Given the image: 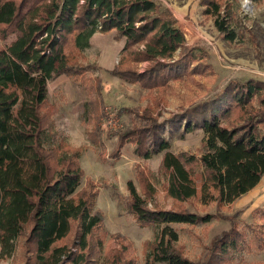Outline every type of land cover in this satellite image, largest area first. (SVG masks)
<instances>
[{
	"label": "trees",
	"instance_id": "1",
	"mask_svg": "<svg viewBox=\"0 0 264 264\" xmlns=\"http://www.w3.org/2000/svg\"><path fill=\"white\" fill-rule=\"evenodd\" d=\"M200 2L218 32L235 40L229 1ZM256 29L249 32L258 43L264 27ZM96 33H113L116 41H124L120 60L107 71L150 94L170 87L172 79L193 76L200 71L195 62L206 55L188 46L179 19L158 0H0V39L14 35L0 45V260L11 257L22 240L21 264H134L126 235L114 232L107 239L105 214L94 209L98 185L91 178L82 185L83 147L56 128V105L49 95L51 80L80 79L91 68L84 52ZM159 116L152 104L143 108L120 132L112 154L119 157L126 143L144 158L163 153L165 190L176 203L194 198L230 207L261 181L264 79H231L167 122ZM197 129L204 132V153L171 150L165 132L184 137ZM88 139L96 142L92 131ZM138 176L143 191L128 180L125 206L140 226L155 229L154 240L145 244L146 264H222L242 248L244 232L231 216L200 214L182 205L150 207L153 186L143 170ZM219 216L231 219V228L211 241L205 259L195 262L184 255L171 224Z\"/></svg>",
	"mask_w": 264,
	"mask_h": 264
},
{
	"label": "rangeland",
	"instance_id": "2",
	"mask_svg": "<svg viewBox=\"0 0 264 264\" xmlns=\"http://www.w3.org/2000/svg\"><path fill=\"white\" fill-rule=\"evenodd\" d=\"M158 1L181 19L180 26L186 34L188 46L195 47L198 55L206 53L195 62L200 71L184 79H172L170 87L150 94L140 85L124 81L107 71L120 60L124 41H116L113 33H96L91 46L84 52L85 62L91 66L85 75L80 79L62 75L49 82L50 99L56 105V128L71 144L83 147L80 163L86 174L82 185L86 184L87 178L97 183L94 209L105 214L107 239L114 232L126 235L132 244L134 264H146L145 244L155 238V229L140 226L125 206L129 194L128 180L132 179L138 190L143 191L138 176L140 170L153 186L150 207L171 209L182 205L200 214L209 212L231 216L232 221L238 222L245 237L240 242L242 248H237L222 264H264V201L243 199L226 208H218L216 203L204 205L194 198L182 204L176 203L165 190L166 176L161 170L163 153L144 158L135 153L133 143H126L119 157L112 154L120 132L130 128L148 104L154 106L155 114H160L159 121L164 123L171 115L214 96L231 79H264V37L258 32L257 43L249 32L250 28L256 29L258 25L264 27V0H252L250 12L244 10V0H228L231 24L238 33L233 41L225 39L213 19L203 15L200 0ZM12 38L14 35L8 40L0 39V45ZM87 113L91 115L90 123L87 122ZM166 127L169 129L170 125ZM89 131H92L96 142L88 139ZM165 134L170 138L171 150L175 153L201 155L206 151L202 129L184 137ZM261 196L264 197V191ZM232 221L219 216L205 223H172L171 226L179 233L178 245L183 254L195 262H202L211 241L229 230ZM24 257L21 240L17 251L0 260V264H21Z\"/></svg>",
	"mask_w": 264,
	"mask_h": 264
},
{
	"label": "crops",
	"instance_id": "3",
	"mask_svg": "<svg viewBox=\"0 0 264 264\" xmlns=\"http://www.w3.org/2000/svg\"><path fill=\"white\" fill-rule=\"evenodd\" d=\"M178 19H179V22H182L179 17H178ZM263 178H264V176L262 177L261 181L251 191L242 195L235 203H239L243 199H248L249 201L257 199L259 202H263L264 197L261 196V193H263V191H264Z\"/></svg>",
	"mask_w": 264,
	"mask_h": 264
},
{
	"label": "built area",
	"instance_id": "4",
	"mask_svg": "<svg viewBox=\"0 0 264 264\" xmlns=\"http://www.w3.org/2000/svg\"><path fill=\"white\" fill-rule=\"evenodd\" d=\"M252 0H244L243 2V8L246 12H250L252 9Z\"/></svg>",
	"mask_w": 264,
	"mask_h": 264
}]
</instances>
